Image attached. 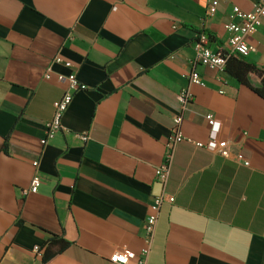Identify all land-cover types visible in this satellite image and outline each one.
I'll use <instances>...</instances> for the list:
<instances>
[{
  "label": "crops",
  "instance_id": "obj_1",
  "mask_svg": "<svg viewBox=\"0 0 264 264\" xmlns=\"http://www.w3.org/2000/svg\"><path fill=\"white\" fill-rule=\"evenodd\" d=\"M259 1L0 0V264H115L123 252L128 264H264V100L192 63L197 34L226 52L233 7ZM246 42V60L264 68V19ZM193 70L202 86L189 83ZM56 74L85 89L42 146L66 87ZM175 116L183 140L156 193ZM220 141L227 159L210 146ZM35 172L39 188L25 195ZM158 195L174 201L147 245Z\"/></svg>",
  "mask_w": 264,
  "mask_h": 264
},
{
  "label": "built area",
  "instance_id": "obj_2",
  "mask_svg": "<svg viewBox=\"0 0 264 264\" xmlns=\"http://www.w3.org/2000/svg\"><path fill=\"white\" fill-rule=\"evenodd\" d=\"M207 10L209 14H212L215 12V7L209 5ZM230 19V22L226 24V31L228 33L226 53L228 55L237 54L241 57H247L253 51V47L246 42V37L256 31V29L261 25L262 19H264V0H260L259 2L255 3L251 11L248 12L241 11L238 7H233ZM233 19H236L237 21L234 22L232 21ZM208 44L209 39L205 33L201 32L197 34L193 43V65L195 66L196 64H199L208 69L223 73L227 56L225 57L221 54L213 53L210 50ZM51 77L52 75L49 70H47L43 75V78L45 80H50ZM54 78L58 82H64L66 87L61 97L53 103L52 117L44 122V138L41 140L42 146H44L48 140L52 139L57 133L61 131V118L72 100V94L75 91H82L85 89V86L77 81L75 75L63 76L60 74H56L54 75ZM187 79L191 85L202 86V81L199 75L194 70L188 74ZM179 99L182 104L190 101L191 95L189 91L187 89L182 90L179 95ZM206 120L208 121L210 126H213V120L210 115L206 116ZM181 121L182 119L180 116H175L173 118L170 135L165 146L163 161L155 170L156 180L162 186L166 183L169 175V163L171 160L173 148L177 143H180L183 140V137L180 133ZM79 138L82 141H86L87 139V137L84 135H81ZM210 146L220 157L224 159L229 158L230 154L228 145L225 141H220L216 144H210ZM32 167L36 170L38 167V162L33 161ZM39 185L40 177L35 172L29 182L28 188L23 191V194H35L39 188ZM164 200L169 203H173L174 198L172 196L164 198V196L158 195L153 198V202L150 205V213L143 225L147 245H149L152 240L159 208ZM147 254L148 248L143 250L142 257H146ZM131 256L132 255H129V253L127 252L114 253L108 257V260L111 263L115 264H128ZM121 257H123L124 259H120Z\"/></svg>",
  "mask_w": 264,
  "mask_h": 264
},
{
  "label": "trees",
  "instance_id": "obj_3",
  "mask_svg": "<svg viewBox=\"0 0 264 264\" xmlns=\"http://www.w3.org/2000/svg\"><path fill=\"white\" fill-rule=\"evenodd\" d=\"M221 55L227 56L224 72L232 77L239 85L246 87L261 100H264V68L258 67L237 54ZM248 75L255 76L260 81L259 87H253L248 81Z\"/></svg>",
  "mask_w": 264,
  "mask_h": 264
},
{
  "label": "water",
  "instance_id": "obj_4",
  "mask_svg": "<svg viewBox=\"0 0 264 264\" xmlns=\"http://www.w3.org/2000/svg\"><path fill=\"white\" fill-rule=\"evenodd\" d=\"M162 185L160 183H157L156 186L154 187L156 193H159L160 189H161Z\"/></svg>",
  "mask_w": 264,
  "mask_h": 264
},
{
  "label": "clouds",
  "instance_id": "obj_5",
  "mask_svg": "<svg viewBox=\"0 0 264 264\" xmlns=\"http://www.w3.org/2000/svg\"><path fill=\"white\" fill-rule=\"evenodd\" d=\"M129 255H132V254H131V253H129ZM114 259H115V257H114ZM120 259H122V260H123L124 258H123V257H121Z\"/></svg>",
  "mask_w": 264,
  "mask_h": 264
}]
</instances>
